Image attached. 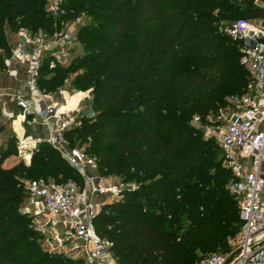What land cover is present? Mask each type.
<instances>
[{
	"label": "trees",
	"instance_id": "16d2710c",
	"mask_svg": "<svg viewBox=\"0 0 264 264\" xmlns=\"http://www.w3.org/2000/svg\"><path fill=\"white\" fill-rule=\"evenodd\" d=\"M257 1L63 0L55 16L47 0H0L2 72L11 57L10 33L51 37L90 14L75 37L85 54L67 66L46 57L38 83L47 94L66 79L76 90H93L94 116L82 118L66 138L95 159L101 177L137 185L95 219L119 264H195L197 251L226 247L228 253L227 238L240 235L239 201L229 191L234 176L222 150L192 120L226 104L235 108L227 102L251 92L241 45L226 29L240 19L264 22ZM33 179L86 184L47 142L33 151L30 165L13 139L0 148V264H84L41 247L21 211Z\"/></svg>",
	"mask_w": 264,
	"mask_h": 264
},
{
	"label": "built area",
	"instance_id": "2783aa9c",
	"mask_svg": "<svg viewBox=\"0 0 264 264\" xmlns=\"http://www.w3.org/2000/svg\"><path fill=\"white\" fill-rule=\"evenodd\" d=\"M257 5L264 7V0H258ZM50 12L60 15L59 1L51 5ZM226 33L241 45L240 63L253 79L252 90L244 97L231 98L234 112L226 117L221 111L220 125H210V118L204 120L199 115L193 117L192 125L203 132L205 141H214L223 152L224 166L234 176L229 191L239 201L242 230L230 241L231 252L212 254L197 264H264V22L240 19L227 27ZM74 44L73 24H66L51 37L19 30L10 59L26 65L29 81L27 89L16 90L9 97L25 118L41 119L49 131L46 140L28 137L21 141L19 156L26 160L39 144L47 142L85 177L88 168H96V161L85 149L71 147L66 134L94 112L83 111L80 102L73 109H65L64 92L47 94L38 83L44 59L53 57L67 66L73 61ZM84 94V99L91 100L89 93ZM85 181L89 182L86 177ZM122 186L101 177L92 189L80 191L72 181L61 185L33 180L26 185L25 203L37 220L49 217L41 232L49 235L50 252L64 251L74 244L82 250L84 264H119L110 243L98 234L95 219L109 200L121 196Z\"/></svg>",
	"mask_w": 264,
	"mask_h": 264
},
{
	"label": "rangeland",
	"instance_id": "374dc122",
	"mask_svg": "<svg viewBox=\"0 0 264 264\" xmlns=\"http://www.w3.org/2000/svg\"><path fill=\"white\" fill-rule=\"evenodd\" d=\"M47 1H48L47 9L50 12V7L55 1H59V5H60V2L63 1V0H47ZM258 4H261V2H259ZM60 11H63V10L61 9ZM89 15L90 14H88L87 11H84L75 20H73V21L68 23V24H73L74 25L75 37H76V33L80 30V28L90 22L91 19H90ZM78 20H80V21L78 22ZM71 54H72V57H71L70 60H74V59H76L79 56H83L85 54V50H84L83 45H81L80 42L75 41V44H74V46L72 48V51H71ZM69 62L70 61H68V63ZM53 65H54V62L52 64V66ZM60 92H64L65 93V97H66L67 101L70 100V102H69L70 103V105H69L70 107H75L80 102L81 103V109L83 111L87 112V111L92 110V105H93V101H94L93 90H89V91L76 90V89H74L72 87V80L71 79H66L63 83L58 84L54 88V91H53L52 95L59 94ZM84 93H89V95L91 96V100L90 99H84V97L85 98L87 97V95H85ZM73 95H75V97H72ZM227 103H231V102L229 101ZM221 111L227 117L228 115H231L232 112H234V108L230 109L229 106L226 104L225 106H223V108L218 109L215 112H212L208 116V118L211 119V121L209 122L210 125L218 126V125L221 124L218 121V117L221 115ZM13 161H15L14 158H12L9 163H11ZM96 169H97V167H96ZM102 178L109 179V180L114 181L116 184L123 185L122 189H124V190H126L128 188H134V187L137 186L136 183H131V184L123 183L121 178H114V177H107V178L102 177ZM33 180H37V179H33ZM29 181H32V180H29ZM74 183L77 185L76 182H74ZM61 185H65V183H63ZM87 186H89V187H87ZM86 187H87V189H92L93 185L91 184V182L87 181V183L84 186H80V187L78 186L80 191L86 190ZM119 198L120 197H118V198H116L114 200H118ZM109 202H112V201L109 200ZM21 211H22V214L30 221L31 227L36 231V233L38 235V241H39L41 247L43 248V250L45 252H48V253L54 254V255H58V256H63L66 259H68L69 261H71V262L72 261H77L79 259H82L81 258L82 257L81 256V251L82 250L81 249H77L76 245H74V244H69V246H67L64 251L50 252L51 249H50V247L47 244V238H48L49 235L48 234H44L43 232H41L42 225H46L48 223L49 217L44 215V217H42L43 218L42 220H37L36 216L32 212H30L28 210L26 203L23 204ZM230 239H231L230 237L227 238V245H230V241H231ZM225 249H227V248L225 247ZM224 250L219 248L217 250L206 251V252L205 251L204 252L197 251L196 252L197 261L195 262V264H197L201 259H203L206 256H210V255L215 254V253H225Z\"/></svg>",
	"mask_w": 264,
	"mask_h": 264
},
{
	"label": "crops",
	"instance_id": "0c3cea01",
	"mask_svg": "<svg viewBox=\"0 0 264 264\" xmlns=\"http://www.w3.org/2000/svg\"><path fill=\"white\" fill-rule=\"evenodd\" d=\"M9 40L12 46L15 41V34L10 33ZM28 81L29 76L26 65L13 59L8 60L6 71H0V148L6 149L9 141L13 138H16L20 143L28 137L42 140H46L49 137V131L42 120L25 118L21 110L17 108L9 97L16 90L27 89ZM72 97H75V95ZM69 102L70 100L67 101L66 106L70 105ZM31 159L32 155L25 160L28 165L31 164ZM14 160L17 159L14 158ZM85 177L94 186L101 178V175L96 168H88Z\"/></svg>",
	"mask_w": 264,
	"mask_h": 264
},
{
	"label": "bare ground",
	"instance_id": "6f19581e",
	"mask_svg": "<svg viewBox=\"0 0 264 264\" xmlns=\"http://www.w3.org/2000/svg\"><path fill=\"white\" fill-rule=\"evenodd\" d=\"M75 107H76V106H75ZM75 107L65 106V109H73V108H75ZM27 158H28V156H27Z\"/></svg>",
	"mask_w": 264,
	"mask_h": 264
},
{
	"label": "water",
	"instance_id": "95a60500",
	"mask_svg": "<svg viewBox=\"0 0 264 264\" xmlns=\"http://www.w3.org/2000/svg\"><path fill=\"white\" fill-rule=\"evenodd\" d=\"M13 140L16 141L17 143H19V141H18L16 138H13ZM262 238H264V237H262ZM231 260H232V258L230 259V261H231ZM230 261H229V262H230Z\"/></svg>",
	"mask_w": 264,
	"mask_h": 264
}]
</instances>
